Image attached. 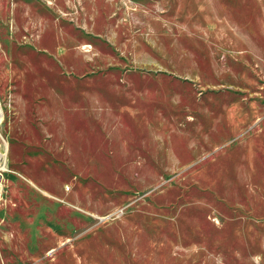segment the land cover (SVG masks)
Returning a JSON list of instances; mask_svg holds the SVG:
<instances>
[{"label":"rangeland","instance_id":"1","mask_svg":"<svg viewBox=\"0 0 264 264\" xmlns=\"http://www.w3.org/2000/svg\"><path fill=\"white\" fill-rule=\"evenodd\" d=\"M0 96V264H264V0H0Z\"/></svg>","mask_w":264,"mask_h":264},{"label":"built area","instance_id":"2","mask_svg":"<svg viewBox=\"0 0 264 264\" xmlns=\"http://www.w3.org/2000/svg\"><path fill=\"white\" fill-rule=\"evenodd\" d=\"M4 105L5 104L3 98L0 96V176L1 177L6 173L9 165L7 161H8V152L10 149L8 142L4 138V135L2 134V125L4 123L6 116Z\"/></svg>","mask_w":264,"mask_h":264},{"label":"bare ground","instance_id":"3","mask_svg":"<svg viewBox=\"0 0 264 264\" xmlns=\"http://www.w3.org/2000/svg\"><path fill=\"white\" fill-rule=\"evenodd\" d=\"M7 172H8V168H7V171H6V173L2 176L3 178H2V180L0 181V185H2V187H4V185L1 183L2 181H4V177H5V175L7 174ZM1 189V188H0ZM3 190V189H2ZM42 192V191H41ZM45 193V192H44ZM47 194V193H46ZM0 196H1V192H0Z\"/></svg>","mask_w":264,"mask_h":264},{"label":"crops","instance_id":"4","mask_svg":"<svg viewBox=\"0 0 264 264\" xmlns=\"http://www.w3.org/2000/svg\"><path fill=\"white\" fill-rule=\"evenodd\" d=\"M37 189V188H36ZM41 189V188H40ZM40 191V190H39ZM41 192V191H40ZM42 193H44V192H42ZM45 195H48V194H46V193H44Z\"/></svg>","mask_w":264,"mask_h":264},{"label":"water","instance_id":"5","mask_svg":"<svg viewBox=\"0 0 264 264\" xmlns=\"http://www.w3.org/2000/svg\"><path fill=\"white\" fill-rule=\"evenodd\" d=\"M2 179V177L0 176V180Z\"/></svg>","mask_w":264,"mask_h":264}]
</instances>
